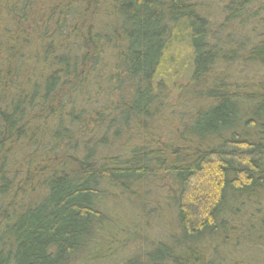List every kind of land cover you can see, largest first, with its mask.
<instances>
[{
  "label": "trees",
  "instance_id": "obj_1",
  "mask_svg": "<svg viewBox=\"0 0 264 264\" xmlns=\"http://www.w3.org/2000/svg\"><path fill=\"white\" fill-rule=\"evenodd\" d=\"M255 1L217 0L216 28L195 0H0V264H88L107 188L157 212L164 181L180 234L123 264H224L212 243H262L264 80L221 76L174 130L147 124L177 81L216 73L215 30ZM245 61L264 64V37ZM115 125V139L141 125L142 142L100 157Z\"/></svg>",
  "mask_w": 264,
  "mask_h": 264
},
{
  "label": "rangeland",
  "instance_id": "obj_2",
  "mask_svg": "<svg viewBox=\"0 0 264 264\" xmlns=\"http://www.w3.org/2000/svg\"><path fill=\"white\" fill-rule=\"evenodd\" d=\"M195 1L206 3L211 17L215 20V27H219L223 17H220L221 14L217 9V0ZM260 1L256 0L251 3L248 11L244 12V16L238 18L233 24L225 26L220 31L215 30V37L222 41L219 56L216 58L218 59V64L215 67L216 73L205 79L206 82L200 86L193 87L185 78L177 81L174 86L175 92L170 97L161 94V109L156 118L147 120L149 129H156L152 131L157 132L177 128L181 125V120L187 119L190 110L192 111L197 104H200L198 101L203 100L209 91L208 89L213 87L221 76L229 84L236 81L257 84L264 80V64L245 61L249 58L250 49L264 37V9L261 8ZM101 5L102 8L105 7L102 2ZM220 6L222 5L220 4ZM20 8L21 5L17 10ZM63 10L68 12L66 6ZM257 10L258 14L256 16L255 11ZM0 12L2 18L4 14H7L5 9ZM71 19L72 17H69L66 25L70 24ZM242 19L244 20L242 21ZM105 21L102 12H100L99 16L96 17V25L99 23V25H103ZM31 29L35 34L37 28ZM59 31H62V29ZM65 32L64 37H66ZM64 37L62 36V39ZM236 46L240 48L237 49ZM33 72L36 71L30 72L29 75L35 77ZM236 83L241 84L240 82ZM108 91L111 90L108 89ZM101 92L104 95V87H101ZM166 94H168L167 91ZM117 126L115 125L106 137L109 143L114 146L111 149L101 147L103 150L101 149V153H99L100 157L105 156L106 153L127 154L129 150L142 142L140 138L143 127L141 125L123 127L122 135L115 139L113 133ZM165 183L167 184L165 185ZM168 184L169 182L164 181V187L162 188L150 186L152 188L150 199L159 200L163 205L157 212L150 211L155 204L150 200L149 203L145 202L143 204L121 189L107 188L101 197L103 203L97 206L106 216L103 227L95 234L91 244H88L81 254L88 260V264H123L132 257H143L147 251L152 250L159 242H169L171 234L178 236L180 232L177 233L176 211L174 208L167 206L168 200L170 202ZM261 241L262 243L259 242V244H256L257 246L251 244L250 247L237 245L236 241L231 245H227L229 247H224L217 242L212 243L211 250L218 248L225 251L223 253L225 257L224 264H264V240Z\"/></svg>",
  "mask_w": 264,
  "mask_h": 264
}]
</instances>
